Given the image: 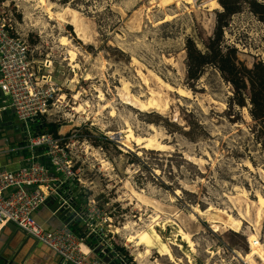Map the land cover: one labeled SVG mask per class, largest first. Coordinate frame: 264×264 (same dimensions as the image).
<instances>
[{"label":"rangeland","instance_id":"rangeland-1","mask_svg":"<svg viewBox=\"0 0 264 264\" xmlns=\"http://www.w3.org/2000/svg\"><path fill=\"white\" fill-rule=\"evenodd\" d=\"M209 1L0 0L2 14L25 38L32 68L52 81L45 119L60 125L57 133L78 127L71 151L85 194L94 198L95 224L110 229L135 264V254L148 264H264V207L256 222L254 211L255 194L264 195V134L255 136L247 99L231 105V84L214 64L195 79L185 75V38L203 50L213 35L221 6L207 10ZM249 1L237 0L219 44L233 48L246 67L264 64V24ZM147 69L186 87L189 97L164 89ZM136 70L167 96L163 112L120 101L121 78L132 92H144ZM125 123L141 135L152 132V123L163 150L132 142L126 149L105 133ZM127 183L152 201L137 200Z\"/></svg>","mask_w":264,"mask_h":264},{"label":"built area","instance_id":"built-area-1","mask_svg":"<svg viewBox=\"0 0 264 264\" xmlns=\"http://www.w3.org/2000/svg\"><path fill=\"white\" fill-rule=\"evenodd\" d=\"M10 20L0 10V110L8 109L16 121L23 122L26 135L13 143L4 138V151L17 156L13 162L18 165H0V230L6 221L12 222L47 245L62 263L135 264L115 243L111 230L94 222V198L85 194L75 159L65 148L71 150L70 137L78 127L56 135L33 130L32 123L49 112L54 89L49 75L32 68L25 38ZM41 206L61 223L45 227L33 215ZM58 211L67 219L59 217Z\"/></svg>","mask_w":264,"mask_h":264},{"label":"trees","instance_id":"trees-1","mask_svg":"<svg viewBox=\"0 0 264 264\" xmlns=\"http://www.w3.org/2000/svg\"><path fill=\"white\" fill-rule=\"evenodd\" d=\"M217 1L221 6V10L215 12L213 35L208 37L204 45L205 48L200 50L191 37L185 38V75L188 78L195 79L207 63L214 64L231 84V105L242 106L245 99L248 100L250 104L248 113L254 120L253 125L256 124L255 136H259L258 133L264 134V64L262 61L256 60L252 62L250 67L239 66L234 58L233 48L230 47L222 51L219 45L221 26L226 23V17L237 10L238 3L237 0ZM249 5H251L253 11L260 13V19L264 24V4L256 0H250ZM246 88L248 95H245ZM32 127L36 132L49 131L56 135L59 124L41 118L40 121L32 123ZM73 228L76 229V227ZM39 243L53 252L47 245L42 242Z\"/></svg>","mask_w":264,"mask_h":264},{"label":"bare ground","instance_id":"bare-ground-1","mask_svg":"<svg viewBox=\"0 0 264 264\" xmlns=\"http://www.w3.org/2000/svg\"><path fill=\"white\" fill-rule=\"evenodd\" d=\"M209 4L210 5L208 6L209 8H207V10H209V9H215V8H217V7L220 6L217 0H210L209 1ZM56 12H58V11H56ZM72 13H74V12H72ZM55 16L58 19H60L61 18L60 11H59V13H56ZM75 18H72L69 22L72 24V26H75V27H73V29L75 28L74 31H75L76 35L78 37H82L83 40H86V37L83 34V32L81 30V27L79 26V24L77 23V21L75 20ZM131 61L132 62H136V58L132 56ZM147 71L151 75V77L154 78V80L159 85H161L164 89L175 92L177 94V96L178 95H180L182 97H187L188 96V92L189 91L186 89V87H182L181 85H175V86L174 85H171L169 82L163 80L156 72H153L154 70L151 71V70L147 69ZM136 74L140 78V81H139L140 84H136V85L138 87H140L139 89H141V86L140 85L144 86V92H142L143 90L142 91L141 90H138L137 92L136 91L135 92H132L131 91V88H132L131 85L132 84L130 83V81L128 79L126 80V78L125 79L121 78V79H119L120 86H119V88L116 91V94L118 95L120 101L123 104H126V106H128L130 108H134V109H136L138 111L148 112V111L154 110L155 112H163L168 107V104H169L167 96L163 92H161L158 88H156V87H154L152 85L151 81L149 80V77L146 74H143L140 70H136ZM131 82H132V80H131ZM130 86H131V88H130ZM134 86H135V84H134ZM132 90H135V89H132ZM179 105H180V103H179ZM245 113H246V111H245ZM246 115L249 116L248 113ZM130 124L129 123H125L124 124V127L122 129H120L118 132H114V131H112L110 129H106L105 130V133L109 134V136L111 138H113L114 140H116L115 142L118 141L120 144H122L123 146H125V148L126 147H130L129 146V143L130 142H132L133 144H135L138 147L150 148V149H162L165 146V142H162V140L159 139V136H158L159 131L156 129V127H154V125L152 123H149L148 124V128L152 132L151 133H148V134H144V135L134 133V131H133V129H132V127H131ZM59 128H60V125H59ZM119 132H123V135L122 134H119ZM164 138H166V137H164ZM65 148H66V150L69 152V154L72 157H75L74 154L72 153V151L67 146ZM246 165L247 166H250V163L249 162H246ZM133 187L130 185V183H127L128 190L131 192V194L137 200H139V201H141L143 203H147V204H148V202L152 201L151 199H148L147 196H145L144 194H142L141 191L136 190ZM240 191L243 193V189H240ZM255 196H256V200L255 201L257 203L256 209L254 210L255 211V218H256L255 222H256L261 217V213H262L261 210L264 207V195L259 194L257 192L255 194ZM196 206H198V205H196ZM194 209H196V208H194ZM198 210L199 209H197V211ZM190 211H192V210H190ZM124 225H122L121 227H123ZM185 237H186V235H185ZM187 238L188 239H187V243L186 244L190 247V244H191L190 243V236L187 237ZM135 258L138 261V264H148V263L141 262V260L139 259L140 256L137 255V254H135ZM178 261L181 262V258H179ZM175 264H177V263L175 262Z\"/></svg>","mask_w":264,"mask_h":264},{"label":"crops","instance_id":"crops-1","mask_svg":"<svg viewBox=\"0 0 264 264\" xmlns=\"http://www.w3.org/2000/svg\"><path fill=\"white\" fill-rule=\"evenodd\" d=\"M1 98V97H0ZM0 127V165H8L9 167H15L18 162H13L17 156L13 153H7L4 149L7 146L4 138L10 140L11 143L17 140V135L15 133L3 135ZM8 131V129H7ZM10 131V129H9ZM35 218L43 222L44 226L47 228H52L58 226L61 221L57 216L51 215L45 206L39 207L33 213ZM14 233L10 238L9 233ZM6 243V244H5ZM4 245H7L6 247ZM4 246V251L7 254L14 253V257L11 264L14 262L21 261V264H66L62 263L60 259L50 250L41 246V244L36 241L33 237L24 234L19 229H15V232H10L7 226H2L0 231V248ZM29 261V262H28Z\"/></svg>","mask_w":264,"mask_h":264},{"label":"water","instance_id":"water-1","mask_svg":"<svg viewBox=\"0 0 264 264\" xmlns=\"http://www.w3.org/2000/svg\"><path fill=\"white\" fill-rule=\"evenodd\" d=\"M0 127L3 128L2 129L3 135H7L10 133L18 134L17 140H21L26 135L25 134V132H26L25 125L23 124V122L16 121L13 118V116L11 114H9L8 109H1L0 110ZM7 129H8V131H7ZM9 129H10V131H9ZM36 150L37 149L35 148L34 153H37ZM43 161L47 164V167L50 168L46 159H44ZM57 215H59V217H61L63 220L67 219V216L63 211H58ZM5 226H7L9 228L10 232H15L16 227L14 226V224L12 222L6 221ZM12 234H14V233H11L8 238H10L12 236ZM4 246L6 247L7 245H4ZM4 246L2 248H0V264H11L13 257H14V253L11 252V254L8 255L7 252L4 251ZM103 259L106 260L107 257L103 256ZM14 263L15 264H21V261L14 262Z\"/></svg>","mask_w":264,"mask_h":264}]
</instances>
